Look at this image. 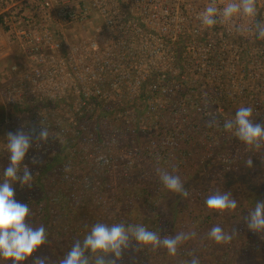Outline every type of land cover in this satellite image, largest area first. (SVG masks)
<instances>
[{
    "label": "built area",
    "instance_id": "built-area-1",
    "mask_svg": "<svg viewBox=\"0 0 264 264\" xmlns=\"http://www.w3.org/2000/svg\"><path fill=\"white\" fill-rule=\"evenodd\" d=\"M228 2L215 0L218 8ZM210 3L0 0V64L18 47V61L8 63L9 77L0 80V182L10 162L6 134L22 126L41 124L50 133L25 160L35 184L45 181L44 159L62 150L100 153L98 165L110 169L112 157L101 153L111 152L121 137L97 139L98 124L110 116L125 119L122 129L133 137L157 130L146 120L151 117L179 132L190 117L185 105L194 104L196 114L217 125L203 135L210 149L216 134L228 136L222 127L230 118L221 105L248 103L253 118L264 116V39L256 38L247 17L203 25L200 14ZM257 9L255 19H264V0H257ZM136 109L145 120L134 122ZM176 132L161 140L162 148L176 150ZM33 155L42 162L31 164ZM235 158L225 155L223 161L231 165ZM70 166L67 159L60 168L73 181Z\"/></svg>",
    "mask_w": 264,
    "mask_h": 264
},
{
    "label": "trees",
    "instance_id": "trees-1",
    "mask_svg": "<svg viewBox=\"0 0 264 264\" xmlns=\"http://www.w3.org/2000/svg\"><path fill=\"white\" fill-rule=\"evenodd\" d=\"M17 51L18 47L15 46L12 56L2 63L0 80L9 77L8 63L18 61V58L14 56V54L17 55ZM246 104L245 107L249 106L248 103ZM188 105L190 106L189 121L180 127L179 132L157 121L156 131L149 135H138L137 139H133V136L122 129L125 119L105 116L103 124L97 126L99 143L103 140L116 141L118 135L122 140L119 145L114 144V151L101 153L102 157L105 155L112 157L110 169H104L98 165L96 158L100 153L89 156V152L74 154L62 150L44 159L40 174L47 183H40V186L35 189L31 187L21 192L16 191L15 195L18 201L29 204L32 213L28 218L29 223L33 226L43 225L47 231L49 242L36 255L49 256L53 261L62 258L74 242L82 241L91 227L98 222L109 225L124 223L125 226L140 224L162 236L195 231L197 235L193 239L200 240L204 235L207 237V233L214 225H220L221 222L227 223L226 220L230 217L228 218L230 225L227 227L229 230L220 225L225 232L230 233L233 228L237 231L243 227L241 224H245V229L239 230L241 234L247 231L254 238H262L264 234L253 233L248 229L244 218L254 209L258 200L264 201V160L254 155L252 167L247 166L246 158L231 168L214 158V162L212 159H206L202 163L203 166L195 165L191 156L192 151L196 148L201 150L207 146L206 140L201 141V137L197 140L199 134L194 135L195 128L198 129L196 122L199 119L207 120L196 114L194 104H186ZM230 105L233 104L226 103L221 106L226 109ZM148 124L151 126L152 121H148ZM210 128L216 129L217 125L213 123ZM175 132L178 138L176 150L162 148L161 140L170 135L174 136ZM100 134L104 137L101 138ZM234 137L235 135L227 136L232 142L236 140ZM150 140L157 142L152 148H148ZM192 142L197 143V146H194ZM235 143L244 144L242 141H235ZM67 159L71 161L68 174L73 181L65 180L60 168ZM87 166L90 169L89 173L84 171V167ZM76 168H80V174L77 176L74 172ZM158 168L173 175H179L189 191V196L184 198L165 188L159 180ZM138 169L141 171L139 172ZM233 170L237 172L233 173ZM215 177L220 179L217 190L230 191L238 201L235 211L221 215L210 210L207 205L204 209L200 207L202 206L200 203L205 202L206 198L213 194H209L210 190L203 186L207 185L210 188L206 181ZM203 179L206 181L204 182ZM78 191L81 192L80 199H76ZM165 193L171 194L175 201L172 205L162 207L160 204L167 197ZM143 207L146 209L143 210ZM216 216L221 219L215 221ZM236 237L234 236L233 239ZM193 239L179 246L177 255L172 256L175 259L174 264H185L193 256L199 258L200 264H206L202 260V252L198 250L197 241L195 243ZM250 240L254 239L250 238ZM258 242L259 240L256 243L251 241L248 246L255 249L260 244ZM207 244L211 247L220 245L223 252L220 258L215 260L216 263L212 261L208 264H222L221 261L225 260L229 254L228 248L233 245L232 241L222 244L213 241ZM204 246L208 248L207 245ZM167 254L166 249L153 251L150 246H139L135 252H126L122 264H159L157 260L159 256L164 258ZM260 256H264V251ZM0 264H10V262L0 259ZM25 264H31V261H26Z\"/></svg>",
    "mask_w": 264,
    "mask_h": 264
},
{
    "label": "clouds",
    "instance_id": "clouds-1",
    "mask_svg": "<svg viewBox=\"0 0 264 264\" xmlns=\"http://www.w3.org/2000/svg\"><path fill=\"white\" fill-rule=\"evenodd\" d=\"M258 15L257 0H229L223 7L218 8L215 0H212L200 14L203 25L211 28L218 23L230 22L234 17H247L254 20L253 31L257 39H264V19H255ZM253 108L241 106L233 119L226 120L223 128L233 132L244 144L255 146L259 149L264 145V123H255L253 120ZM214 122H210L212 126ZM50 133L47 128L23 126L15 132L6 134V148L9 154V164L3 168V182H0V259L10 264H122L126 252H135L139 246H150L153 251L166 249L168 254L176 256L179 246L196 237V232H180L176 235H160L156 231L149 230L144 225H128L124 223H96L84 236L83 240H77L60 259L53 261L49 256L36 255L48 244V234L43 225L33 226L28 218L32 214L28 203H22L15 199V184L21 188L32 187L33 173L25 163L30 150L35 144L47 143ZM31 164L38 165L42 161L33 155ZM247 166L252 167L251 158ZM160 182L170 192L189 196L179 175H173L167 171L157 169ZM210 210L220 213L235 211L238 201L230 191H215L205 201ZM250 231L264 234V201L258 200L255 207L244 218ZM238 233L225 232L219 225H214L207 233V237L217 244L230 242ZM261 237H264L262 235ZM185 264H200L198 257Z\"/></svg>",
    "mask_w": 264,
    "mask_h": 264
},
{
    "label": "rangeland",
    "instance_id": "rangeland-1",
    "mask_svg": "<svg viewBox=\"0 0 264 264\" xmlns=\"http://www.w3.org/2000/svg\"><path fill=\"white\" fill-rule=\"evenodd\" d=\"M2 64H0V67H1ZM247 104H233V105H230V107H227L225 112L228 116V118L230 119H233L234 116H235V113L236 111L241 107V106H246ZM186 106V105H185ZM142 107V106H141ZM188 107L189 111H190V106H186ZM138 115V116H136ZM136 115L133 117L134 118V122L135 123H138L143 120H145V115L144 113H141L139 110L136 109ZM140 115V116H139ZM253 118V117H252ZM167 118H165L166 120ZM230 119H226V120H230ZM262 119V120H261ZM147 121H152V122H156L157 124V121L163 123L164 120L163 119H157L156 120L151 117V118H147L146 119ZM168 120V119H167ZM254 122L255 123H264V117H255L253 118ZM189 121V118L186 122ZM225 121V120H224ZM260 121V122H259ZM163 124H166L167 126H169L167 123H163ZM186 123H184L185 125ZM196 124L198 125V129L195 128V134L194 135H197L199 134L200 136L198 137L197 140H199V138L201 137V141H205V137L203 136L204 133L207 134L206 132L207 131H210V121H204L203 119H199ZM209 127V129H208ZM223 130H225L223 127H222ZM227 130H225L226 132ZM221 133V132H219ZM228 136L230 137L231 135H235L234 134V131L233 132H229L227 131ZM139 137H137V135L134 136L133 139H137ZM227 136H221V135H218L216 134V142L215 144L213 145V148H207V146L203 149H199V148H196L195 150L192 151L191 153V156H192V159H194V162H195V165L197 164L198 167L199 166H203V162L206 160V159H212L213 161V158L216 159V161H220L221 163L223 164H226L224 161H223V157H228V155L230 154H233L236 156L235 158V163L233 162L231 165H228L229 168H231L233 165H236L238 163L241 162L242 159L246 158V162L251 158H253L254 155H258L261 157L262 160H264V145L261 146V148L259 149H254L255 146H249V145H246V144H243V145H240L238 143H235V141H240L236 136L234 137L236 140L232 142V140L230 139V141L228 140ZM192 144L194 146H197V143L195 142H192ZM214 149V150H212ZM212 150V151H211ZM90 155V153H89ZM216 157V158H215ZM89 160V158L87 159V161ZM214 162V161H213ZM228 168V169H229ZM238 167H236L237 169ZM204 169V168H203ZM89 167L87 166L86 168L84 167V171L89 173ZM258 170V168L256 169V171ZM103 171V170H102ZM138 171L140 172L141 169H138ZM75 175L77 176L78 174H80V168H76L75 169ZM237 172V170H233V173ZM256 173V172H255ZM219 175V174H218ZM86 177V176H85ZM43 178V177H42ZM89 178V177H87ZM44 183H47L46 182V179H44ZM219 180L218 178H212L210 179L209 181H206V179H203V181L206 183H208V186L210 188L206 186H203L204 188H207L210 190L209 194L211 193H214L215 191H217V187H218V184H219ZM34 184V183H33ZM32 184V187L35 189L36 187H39L40 186V183H37V184ZM222 187V186H221ZM81 192L78 191V193L76 194V199H80L81 197ZM166 194V193H165ZM167 197L164 201L161 202V206L164 207L165 205H172L175 201V198L167 193L166 194ZM202 206L200 207H203V209L205 208V205L206 203L205 202H202L200 203ZM139 205H142V204H139ZM143 210H145L146 208H142ZM207 212V211H206ZM208 213V212H207ZM230 218V217H228ZM227 218V223H222L220 225H223V227L225 226V228L227 230H229L227 227H229L230 225V222H229V219ZM57 219V217H56ZM221 218H219V216H216L215 217V221H219ZM244 223V222H243ZM241 226L243 227H240L236 232L238 233L236 236V238H234L232 241L233 245L230 246L228 248L227 251H229V254L228 256H226V259L221 261L222 264L224 263H230V264H264V256H260L261 255V252L264 251L263 249V243H264V237L260 238V237H253L252 234H248L247 231H245L244 233H240L239 230L241 229H245V224H241ZM193 230V229H192ZM248 236V237H247ZM251 239H254V240H250ZM258 244L259 246L255 249L251 248L250 246H248V244L250 245V242L252 241L253 243H256V241H258ZM198 243V250L202 252V260L208 264V263H211L212 261H214L213 263H216V259L221 255L223 254L222 252V249H220V245H218L217 247H211V246H208L207 243H211L213 242L212 240H210L209 238L202 236V238L200 240H194L193 239V242ZM204 245H207L208 248H205ZM242 247V248H241ZM213 248V249H212ZM186 250V249H185ZM186 252V251H184ZM183 252V253H184ZM220 258V257H219ZM218 258V259H219ZM158 260V263L159 264H174L175 262V259L167 254L166 257L162 258L161 256H159V258L157 259ZM230 260V262H229ZM183 262V260H182ZM157 263V262H156ZM226 263V264H227Z\"/></svg>",
    "mask_w": 264,
    "mask_h": 264
}]
</instances>
